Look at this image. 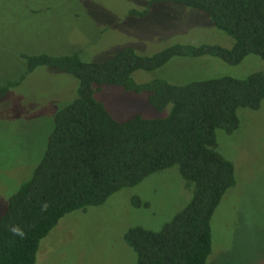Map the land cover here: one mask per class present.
<instances>
[{
  "label": "trees",
  "instance_id": "obj_1",
  "mask_svg": "<svg viewBox=\"0 0 264 264\" xmlns=\"http://www.w3.org/2000/svg\"><path fill=\"white\" fill-rule=\"evenodd\" d=\"M160 3L204 14L208 28L218 37H229L232 48L175 44L143 56L127 46L103 62L85 61L78 51L62 56L20 54L22 72L6 79L0 100L39 68H49L57 74L55 79L61 76L71 83L42 160L0 217V264H36L40 242L66 215L103 206L114 194L174 167L190 194L185 205L159 229L136 226L126 231L124 240L137 264H208L212 221L237 185L235 165L221 154L218 133H235L239 111L261 108L264 72L184 84H172L160 74L138 82L135 73L162 70L174 58L212 57L230 66L252 55L264 60V0H150L144 11L131 14L147 17ZM104 87L144 95L150 112L146 108L117 121L97 98ZM43 202L50 205L46 212L41 211ZM133 204L152 207L139 197ZM13 225L25 231V239L13 236Z\"/></svg>",
  "mask_w": 264,
  "mask_h": 264
},
{
  "label": "rangeland",
  "instance_id": "obj_2",
  "mask_svg": "<svg viewBox=\"0 0 264 264\" xmlns=\"http://www.w3.org/2000/svg\"><path fill=\"white\" fill-rule=\"evenodd\" d=\"M150 0H0V87L22 72L20 54L62 56L80 52L85 61L103 62L133 46L143 56L175 44H216L230 49L232 40L208 28V17L170 3ZM215 41L218 43H215ZM264 72V60L252 55L237 66L202 57L174 58L152 73L137 72L138 82L158 74L172 84L195 79L246 78ZM39 68L0 100V217L13 192L29 180L47 149L54 118L68 102L70 83ZM57 75V74H56ZM117 121L148 108L147 98L122 88L104 87L97 97ZM240 127L218 134L221 154L233 162L237 185L224 197L212 221L213 251L208 264H264V101L258 111H239ZM161 176V177H158ZM149 202L136 208L133 198ZM178 168L122 190L100 207L74 211L40 242L36 264H137L124 236L141 226L157 230L189 199Z\"/></svg>",
  "mask_w": 264,
  "mask_h": 264
},
{
  "label": "clouds",
  "instance_id": "obj_3",
  "mask_svg": "<svg viewBox=\"0 0 264 264\" xmlns=\"http://www.w3.org/2000/svg\"><path fill=\"white\" fill-rule=\"evenodd\" d=\"M12 195H15V192L12 193ZM50 207L48 202H43L41 204V211L46 212L48 208ZM13 236L19 237L21 240L26 238L25 231L19 226V225H13L9 229Z\"/></svg>",
  "mask_w": 264,
  "mask_h": 264
}]
</instances>
